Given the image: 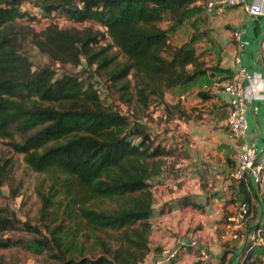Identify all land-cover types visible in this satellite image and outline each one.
<instances>
[{"label":"trees","instance_id":"16d2710c","mask_svg":"<svg viewBox=\"0 0 264 264\" xmlns=\"http://www.w3.org/2000/svg\"><path fill=\"white\" fill-rule=\"evenodd\" d=\"M24 1L0 0V137L44 182L38 225L0 207V252L23 247L44 255L42 264H146L160 250L150 244L155 178L173 149L156 142L145 112L209 70L194 45L207 0H33L42 16L90 23L48 24L38 33L18 24L36 18ZM185 23L194 28L189 40L172 44ZM32 49L49 61L39 63ZM68 65L82 66L83 76ZM13 167L0 154V187ZM232 180L243 193L233 204L251 205L246 182ZM16 228L36 237L6 236ZM262 254L251 249L244 264H262ZM0 264L18 263L0 254Z\"/></svg>","mask_w":264,"mask_h":264},{"label":"crops","instance_id":"0c3cea01","mask_svg":"<svg viewBox=\"0 0 264 264\" xmlns=\"http://www.w3.org/2000/svg\"><path fill=\"white\" fill-rule=\"evenodd\" d=\"M247 1H256L264 8V0ZM198 28L203 33L194 45L202 46L196 49L209 70L189 85L174 89V97L183 104L175 119L179 134L170 139L175 148V155L170 156L174 162L170 164L168 159L162 174L155 178L159 200L154 202L150 244L160 250L146 264H154L162 246L176 248L191 237L199 238L208 247L210 257L202 260L190 248L173 264L249 261L251 249L247 242L223 237L229 217L234 214L233 202L240 200L243 193L240 183L231 177L240 141L230 137L226 126L229 94L223 92L222 85L240 70L246 74L245 84L251 88L264 82V14H250L243 6L217 4L211 12L206 11V21ZM235 31H239L238 39ZM202 92L207 96H201ZM246 118L248 127L242 140L254 143L263 153L264 99L248 104ZM158 181L162 184L158 185ZM245 185L250 190L251 216L255 217L249 222L254 228L264 220V198L254 183L253 187L247 182ZM153 192L156 198L157 192ZM169 219L174 228L165 225Z\"/></svg>","mask_w":264,"mask_h":264},{"label":"rangeland","instance_id":"374dc122","mask_svg":"<svg viewBox=\"0 0 264 264\" xmlns=\"http://www.w3.org/2000/svg\"><path fill=\"white\" fill-rule=\"evenodd\" d=\"M204 5V4H203ZM23 8L30 12V15H35V19H24L18 21L19 25H28V28L31 29L33 32H40L46 25L48 24H56L59 27H78L82 28L85 26H89L90 23H83V24H74L72 21H70L66 16L63 14H58L56 12H53L51 15L42 16V10L34 3L33 0H25L23 3ZM204 17L206 19V11H203ZM164 26L168 25V21H164L162 23ZM95 28H99V25H94ZM194 31V28H190L188 23H185L183 27H180L179 30L173 32L171 34V43L174 45H180L185 43L189 40V33ZM199 50L202 48L200 44H197L196 46ZM32 53L35 55L36 60L39 63H47L49 61V58L46 55H43L41 53H38L36 50L32 49ZM204 58H207V55H203ZM205 61V60H204ZM206 62V61H205ZM85 63V62H84ZM54 67L60 69L58 70L60 73L64 70L61 67H59V64H56ZM66 69V67H64ZM67 68L75 70L76 72H80L83 76V72H81V69H84L82 66H78L76 68L72 67L71 65L67 66ZM111 92L113 93L112 96L115 98L116 102L120 104L122 109H126V106L118 101V94L113 92V89H111ZM173 96V97H171ZM151 104V107L148 109L149 116L144 117V121L147 123V126L149 127V131L151 135L156 138V142L162 143L167 148L173 149V154L170 156L175 155V148L173 147V144L170 142V139L173 137L175 138V134H179L177 129V123L176 121V114L180 113V109L174 108V104L178 103L179 100L174 97V90H168L165 94V98L163 102H160L158 100H154ZM180 105H183L179 102ZM166 105H169L174 108V114L169 116L168 110L166 108ZM0 154H2L6 158H12L14 161V167L11 173V179L5 183L3 186L0 187V207L1 208H7L9 211L16 213L18 219L21 222H28L31 225L35 226L39 224L38 220V211L41 207V200L37 194V185L42 184L44 182V175L39 174L30 168L27 167L25 162L23 161V156L20 154H15L13 150L9 147L6 140H3L0 137ZM170 156H164L163 159L165 160V164L163 165V168L166 164H168V159H170V164L174 162V158ZM170 157V158H169ZM166 179L168 177L164 175ZM162 182L158 181V185H161ZM153 190H155L156 198L159 200V186L157 187L154 185ZM161 193H164L163 190ZM155 197V196H154ZM252 217H255V215L251 216L245 221V226L242 227V231L250 230L251 223L249 222ZM264 219V214H263ZM168 222L165 224L168 227H173L171 219L166 220ZM260 225L263 227L264 220ZM259 227V226H258ZM171 229V228H170ZM14 236L16 238L18 237H24L25 239H32L33 237H36V233L29 232V230H26L24 228H16L12 229L9 232L6 233V236ZM257 248L263 252V263L264 264V241L260 242L259 244H256ZM255 246H253L251 249H254ZM169 247V246H162V248ZM154 248V246H153ZM171 248V247H169ZM0 254H4L6 256L7 261L16 262L18 264H42L45 260V256L41 254H35L33 252L28 251L26 248L23 247H13L8 250L0 252ZM155 256V252L152 253V255L149 256L148 262L150 263ZM180 256V255H179Z\"/></svg>","mask_w":264,"mask_h":264},{"label":"built area","instance_id":"2783aa9c","mask_svg":"<svg viewBox=\"0 0 264 264\" xmlns=\"http://www.w3.org/2000/svg\"><path fill=\"white\" fill-rule=\"evenodd\" d=\"M217 4L229 7L243 6L250 14H264V8L259 3L256 1L250 3L247 0H207L206 11L211 12ZM234 36L238 39L239 31H235ZM245 79L246 74L240 70L222 85L223 92L229 94L226 126L230 137L240 141L234 155L231 177L237 181L254 183L264 198V152H259L254 143L242 140L248 127L246 118L248 104L254 99H264V82L251 88L245 84ZM233 209L234 214L229 217L223 237L241 239L249 244L250 249L263 242V227L242 231L245 221L251 216V205L239 201L234 203ZM190 248L194 249L202 260L210 257L208 247L201 243L199 238L191 237L188 242L181 241L176 248H162L159 257L154 260V264H172L181 253L187 252Z\"/></svg>","mask_w":264,"mask_h":264},{"label":"water","instance_id":"95a60500","mask_svg":"<svg viewBox=\"0 0 264 264\" xmlns=\"http://www.w3.org/2000/svg\"><path fill=\"white\" fill-rule=\"evenodd\" d=\"M67 7H69V8H72V9H78L79 8V6L77 5V4H71V5H66Z\"/></svg>","mask_w":264,"mask_h":264}]
</instances>
